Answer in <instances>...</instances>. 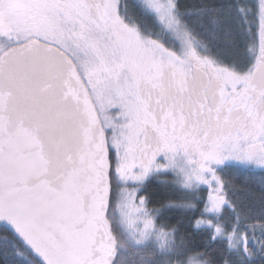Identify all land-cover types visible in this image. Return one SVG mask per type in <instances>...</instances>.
Listing matches in <instances>:
<instances>
[{"label": "snow or ice", "instance_id": "obj_1", "mask_svg": "<svg viewBox=\"0 0 264 264\" xmlns=\"http://www.w3.org/2000/svg\"><path fill=\"white\" fill-rule=\"evenodd\" d=\"M0 264H264V0H0Z\"/></svg>", "mask_w": 264, "mask_h": 264}, {"label": "trees", "instance_id": "obj_2", "mask_svg": "<svg viewBox=\"0 0 264 264\" xmlns=\"http://www.w3.org/2000/svg\"><path fill=\"white\" fill-rule=\"evenodd\" d=\"M192 0H181L182 4H188L191 3ZM224 43H227V40L224 41ZM169 177H160L157 179H165ZM237 188L240 187V181L236 180L235 181ZM148 192L153 194V204L149 205V207H154V206H159V203H163L168 199H173L176 200L180 196V193H174L167 187L159 184L157 180H153V182L150 184L148 188ZM206 195V192L204 193ZM253 195H255L257 198L259 197V192L254 191ZM237 197L240 200H245L246 199V194L242 191L237 192ZM191 218V213L185 214L180 211H170L166 212L163 221L162 222H167L170 224H175L178 220L182 221L181 224V234L185 236H191L192 240L194 243H200L202 240V237L199 235H193L192 234V229L189 226V219Z\"/></svg>", "mask_w": 264, "mask_h": 264}, {"label": "rangeland", "instance_id": "obj_3", "mask_svg": "<svg viewBox=\"0 0 264 264\" xmlns=\"http://www.w3.org/2000/svg\"><path fill=\"white\" fill-rule=\"evenodd\" d=\"M169 179H170V177H169Z\"/></svg>", "mask_w": 264, "mask_h": 264}]
</instances>
